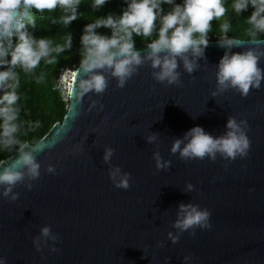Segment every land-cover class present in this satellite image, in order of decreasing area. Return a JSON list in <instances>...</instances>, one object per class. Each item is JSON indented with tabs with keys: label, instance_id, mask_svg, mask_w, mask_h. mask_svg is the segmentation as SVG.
Here are the masks:
<instances>
[{
	"label": "water",
	"instance_id": "obj_1",
	"mask_svg": "<svg viewBox=\"0 0 264 264\" xmlns=\"http://www.w3.org/2000/svg\"><path fill=\"white\" fill-rule=\"evenodd\" d=\"M232 38L241 46L229 50L219 46L221 38L208 39L191 73L177 58L173 84L156 80L158 69L146 60L123 87L104 71L106 89L84 92L79 86L88 74L80 63L63 119L23 149L42 144L39 176L25 170L7 197L0 187L5 264H264V79L246 96L217 82L226 51L264 53V44ZM258 67L264 69V55ZM230 118L249 140L246 156L188 159L171 152L176 140L183 148L195 126L225 135ZM107 149L113 154L105 161ZM124 175L126 190L116 187ZM182 204L209 211L211 227L176 228Z\"/></svg>",
	"mask_w": 264,
	"mask_h": 264
},
{
	"label": "clouds",
	"instance_id": "obj_2",
	"mask_svg": "<svg viewBox=\"0 0 264 264\" xmlns=\"http://www.w3.org/2000/svg\"><path fill=\"white\" fill-rule=\"evenodd\" d=\"M85 2L93 11H98L110 0H0V149L8 150L16 146L20 150L12 163L0 165V187L4 188L2 195L5 197L24 179L25 170L33 179L40 174L36 153L42 150V144L33 145L31 151H24L27 144L18 138L21 128V73L25 77L34 74L42 61L45 65H54L61 54L72 48L71 32L65 31L63 42L56 43L50 37L36 38L27 31L26 25L36 26L34 13L44 19L45 14L59 12L52 22L67 29L81 17L79 8ZM123 4L120 14L94 17L83 27L80 36L81 68L88 78L81 81L79 87L84 92L94 90L102 93L106 89L104 71L117 78L118 86L123 87L146 60L151 61L153 69H158L154 74L156 80L178 83L177 58L182 60L188 73L193 72L195 58H202L208 46L213 20L220 25V47L230 50L241 46L237 39L227 37L231 24L226 17L233 12L241 16L252 9L244 19V34L252 44H264V40L259 39L264 34V0H231L230 3L229 0H182V3L176 0H123ZM165 5L170 6L167 12ZM101 28L108 29L110 34L98 31ZM135 37L148 41L146 52L137 49ZM262 55L264 53L253 50L231 54L226 51L217 65L218 84L222 89L236 88L243 96L251 88L258 89L264 79V69L258 67ZM35 82L40 83V79ZM226 128L225 135L213 137L202 127L195 126L185 133L187 143L183 148V141L176 140L171 152L179 151L182 158L188 159H215L217 153L233 160L237 155L246 156L250 144L245 133L231 118ZM153 139L149 137V142ZM112 154V149H107L104 160L108 161ZM156 161L160 167L158 155ZM119 174V168L111 173L114 182ZM116 187L128 189V176H122ZM12 199H17V196L13 195ZM179 211L182 215L174 226L181 231L198 226L211 227L208 223L211 217L209 211L183 204ZM49 231L45 227L42 235L47 237ZM0 264H5L3 258H0Z\"/></svg>",
	"mask_w": 264,
	"mask_h": 264
},
{
	"label": "trees",
	"instance_id": "obj_3",
	"mask_svg": "<svg viewBox=\"0 0 264 264\" xmlns=\"http://www.w3.org/2000/svg\"><path fill=\"white\" fill-rule=\"evenodd\" d=\"M177 3H182V0H176ZM231 0H229V3ZM124 7L123 0H110V3L105 5L98 11H93L90 4L82 3L79 12L81 17L71 23V25L64 29L57 23H53L52 19L59 16V12L52 14H45V18L41 19L35 13L36 26L33 28L27 26V31L30 32L36 38H52L56 43L63 42V36L66 32L72 34V48L70 51H66L58 57V63L54 65H45L41 62V66L35 70V73L25 77L21 73V81L19 93L21 95L20 101V123L21 128L18 133V138L26 143H37L56 123L61 121L68 108V100L64 99L62 89L59 86V78L62 72V68L68 67L71 70H75L81 63V45L80 36L82 34L83 27L90 23L94 17L106 16L109 13L120 14L121 8ZM165 12L170 10V6L165 5ZM252 9L244 12L241 16H237L234 12L230 13L226 17L231 24V29L227 33L228 38L239 37L241 39H248L244 34L246 25L244 19L250 15ZM213 30L209 32L208 39L221 38L219 33V22L213 20L211 22ZM100 31L103 34H110L108 29L101 28ZM264 38V34L259 36ZM137 49L145 48L148 41L141 37H135ZM15 42V37H13ZM19 71V69H17ZM40 79V83L35 81ZM18 148L13 146L8 150L0 149V161L6 159L12 155Z\"/></svg>",
	"mask_w": 264,
	"mask_h": 264
},
{
	"label": "built area",
	"instance_id": "obj_4",
	"mask_svg": "<svg viewBox=\"0 0 264 264\" xmlns=\"http://www.w3.org/2000/svg\"><path fill=\"white\" fill-rule=\"evenodd\" d=\"M65 68L67 69V70H70V68H68V67H64V68H62V72H61V74H60V78H59V86L61 87V89H62V93H63V95H64V99L65 100H68V92H69V90L66 88V87H64V85L62 84V78H63V75H64V73H63V71L65 70ZM71 71H73V70H71ZM74 72V71H73ZM73 72H72V74H73ZM69 76V79H71L72 77H71V75H68Z\"/></svg>",
	"mask_w": 264,
	"mask_h": 264
},
{
	"label": "rangeland",
	"instance_id": "obj_5",
	"mask_svg": "<svg viewBox=\"0 0 264 264\" xmlns=\"http://www.w3.org/2000/svg\"><path fill=\"white\" fill-rule=\"evenodd\" d=\"M72 72L73 71H71V69L70 70H67L66 68H65V70L63 71V73H64V75H63V78H62V84L64 85V87H68V85H67V83H69L70 81V79H69V76L68 75H72Z\"/></svg>",
	"mask_w": 264,
	"mask_h": 264
},
{
	"label": "bare ground",
	"instance_id": "obj_6",
	"mask_svg": "<svg viewBox=\"0 0 264 264\" xmlns=\"http://www.w3.org/2000/svg\"><path fill=\"white\" fill-rule=\"evenodd\" d=\"M73 76V74L71 75V77ZM70 82L69 83H67V85H68V87H67V89L69 90V88H70V85H71V82H72V78L69 80Z\"/></svg>",
	"mask_w": 264,
	"mask_h": 264
}]
</instances>
